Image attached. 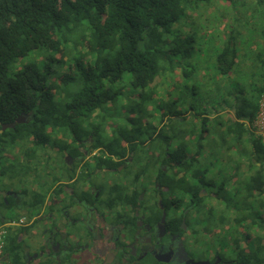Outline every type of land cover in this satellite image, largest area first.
Here are the masks:
<instances>
[{
  "label": "clouds",
  "instance_id": "obj_1",
  "mask_svg": "<svg viewBox=\"0 0 264 264\" xmlns=\"http://www.w3.org/2000/svg\"><path fill=\"white\" fill-rule=\"evenodd\" d=\"M187 7L183 0H156L131 28L114 16L93 36L94 55L85 56L79 72L74 60L84 54L80 37L88 26L72 14L61 32L67 56H57L68 63L53 65L56 73L48 81L68 73L75 76L72 83L58 87L52 100L26 90L20 97L28 104L24 110L0 99V264H30L29 254L46 247L34 220L53 210V199L55 214L42 227L55 225L50 238L59 248L48 249L41 264H77L81 246L91 248L95 229L109 224L124 232L118 256L138 264V253L125 247L134 234L144 235L134 211L150 221L164 216L176 233L172 243L181 264H191L184 247L209 261L219 252L227 264H264V227L249 231L233 223L241 215L264 217V123L250 126L247 118L264 108V49L258 55L255 48L246 55L237 49L233 56L225 51V31L218 47L209 42L207 51L186 54L184 38L199 36L204 25L169 17ZM220 7L235 33L255 29L256 38L264 31V3L231 0ZM25 43L21 37L16 46ZM43 43L39 51L49 55ZM93 94L87 118L79 114L83 109L66 107ZM177 111L181 115L174 118ZM71 217L78 222L69 224Z\"/></svg>",
  "mask_w": 264,
  "mask_h": 264
},
{
  "label": "trees",
  "instance_id": "obj_2",
  "mask_svg": "<svg viewBox=\"0 0 264 264\" xmlns=\"http://www.w3.org/2000/svg\"><path fill=\"white\" fill-rule=\"evenodd\" d=\"M183 2L188 7L178 9L179 17L173 12L169 17L170 21L178 18L189 21L194 12L196 17L200 15V13L197 14V11L202 12L200 0H183ZM22 3L26 6H21L18 0H4V3H0V22H2L0 23V46H2L0 47V99H3L4 102L11 100L24 110L28 104L20 97L26 95V90L42 95L46 100H52L58 87H66L74 80L73 74L66 73L53 79L52 83H48L56 73V68L53 65L68 63L66 58L57 59V56L61 53H64L65 57L67 56L64 49L69 47V43L61 37V32L70 19L74 18L72 14L79 17L80 24L88 26L80 37V40L84 42V54H78L74 60V72H79L85 56L94 55L93 36L101 35V31L98 29L111 25L114 16L123 20L129 28L133 27L142 19L145 9L153 6L156 0H75V3L73 0H22ZM93 13L94 15H92ZM117 32L118 30L113 28L112 35H117ZM103 34L107 38V31H104ZM36 35L43 37V41L37 42L34 38ZM227 35L225 51L235 56L238 48L234 42L233 34L230 31ZM21 37L27 43L17 48V41ZM192 40L191 35L186 36L183 40L182 47L186 54L192 47ZM41 43L50 53L49 55H43L39 51ZM71 47L74 48L76 45L72 44ZM169 52L178 54L179 49H170ZM29 57H31V61L24 63L23 61ZM180 75L187 76L184 72H181ZM84 78L87 80L88 74H85ZM88 91L91 93V89ZM94 103L95 94L89 101L76 99L66 107L77 111L83 109L79 114L87 118L90 105ZM259 109L260 107H256L248 113L247 118L250 120V126ZM177 115L180 113H174V116Z\"/></svg>",
  "mask_w": 264,
  "mask_h": 264
},
{
  "label": "flooded vegetation",
  "instance_id": "obj_3",
  "mask_svg": "<svg viewBox=\"0 0 264 264\" xmlns=\"http://www.w3.org/2000/svg\"><path fill=\"white\" fill-rule=\"evenodd\" d=\"M25 115L27 113L25 112ZM26 120L18 123H26ZM42 143L41 141H37ZM163 167V166H162ZM204 191L201 190L198 195H204ZM210 196H215V193H209ZM143 198V194L140 197ZM53 206L52 211H46L43 215H37L34 220V224L39 228L36 233L38 237H42L41 244L46 247H41L37 252H31L30 264H41L40 257L45 254L48 249L57 251L59 248V242L51 239L52 231L55 229V225L50 229L48 227H42L46 221H50L54 216V206L56 200L51 201ZM157 206L161 207V202L157 201ZM61 214L66 218L69 213L66 209L61 211ZM133 215H140L141 218L136 222V228L144 232L143 236L139 234L133 236V240L125 245L130 252L135 254L138 253V264H181L182 255L176 248L173 247V240L175 239L176 233L169 231V224L165 220L164 216L161 215L158 219L148 220L143 218L141 213L133 212ZM260 214L253 213L251 217L246 215L238 216L234 218L235 223L240 228H247L249 231L255 227H264V221H262ZM241 220L244 221L241 224ZM78 220L76 217L68 219L69 224H75ZM101 221L97 220V224ZM223 224L224 221L222 220ZM89 231L93 230V226L89 223L85 225ZM225 227H228L225 225ZM180 228L187 231V225L183 220L180 222ZM124 238L123 229L114 224L107 225L106 229L97 227L95 229V235L92 237V247L82 245L81 248L84 251H78L77 256L79 257L77 264H124L123 257L118 256L120 250V241ZM242 240L246 241L250 237L247 231L241 232ZM154 241V242H153ZM55 244V245H54ZM54 245V246H53ZM138 246V247H137ZM183 256H187L188 261L191 264H227L226 256L223 253H216L214 258L209 261L206 255L195 257L189 251L187 247L183 249ZM103 257V259H100ZM208 262V263H206Z\"/></svg>",
  "mask_w": 264,
  "mask_h": 264
},
{
  "label": "rangeland",
  "instance_id": "obj_4",
  "mask_svg": "<svg viewBox=\"0 0 264 264\" xmlns=\"http://www.w3.org/2000/svg\"><path fill=\"white\" fill-rule=\"evenodd\" d=\"M200 11H197V14L200 13L199 16L196 17V13L194 12L189 19V22L195 26L199 27L197 21H201L204 25V30L200 32L199 36L191 35L192 37V47L189 49L188 53L192 51H207V43L211 42L214 47H218L220 39L223 38L224 32L227 31L233 34L234 42L237 45L238 49H241L242 54L246 55L248 51L253 48L256 49V54L258 55L261 49H264V31H261L259 36L256 38L253 37V33L255 29H249L247 33H235L233 23L228 22V17L223 15V9L220 7L221 5L227 6L231 3L230 1L224 0H200ZM257 5L264 3V0H256ZM258 10V9H257ZM219 17V18H217ZM247 35V38H246ZM197 43H204L205 47L200 49L195 48ZM187 78V76H184ZM177 114L180 112L177 111ZM181 115V114H180ZM180 115L174 116V118H179ZM203 123V121H202ZM203 131H207L204 129ZM262 221H264V217L261 216ZM225 255V254H224ZM226 256V255H225Z\"/></svg>",
  "mask_w": 264,
  "mask_h": 264
},
{
  "label": "built area",
  "instance_id": "obj_5",
  "mask_svg": "<svg viewBox=\"0 0 264 264\" xmlns=\"http://www.w3.org/2000/svg\"><path fill=\"white\" fill-rule=\"evenodd\" d=\"M264 123V108H260L255 118L251 121V126H258Z\"/></svg>",
  "mask_w": 264,
  "mask_h": 264
},
{
  "label": "water",
  "instance_id": "obj_6",
  "mask_svg": "<svg viewBox=\"0 0 264 264\" xmlns=\"http://www.w3.org/2000/svg\"><path fill=\"white\" fill-rule=\"evenodd\" d=\"M23 120H18V122H22ZM7 126V125H6ZM206 263H208V262H206Z\"/></svg>",
  "mask_w": 264,
  "mask_h": 264
}]
</instances>
